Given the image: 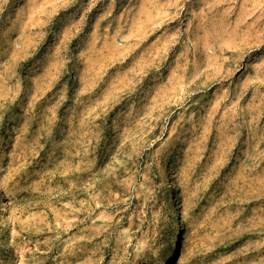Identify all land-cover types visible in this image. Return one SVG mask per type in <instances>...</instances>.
<instances>
[{"label":"rangeland","instance_id":"374dc122","mask_svg":"<svg viewBox=\"0 0 264 264\" xmlns=\"http://www.w3.org/2000/svg\"><path fill=\"white\" fill-rule=\"evenodd\" d=\"M0 264H264V0H0Z\"/></svg>","mask_w":264,"mask_h":264}]
</instances>
